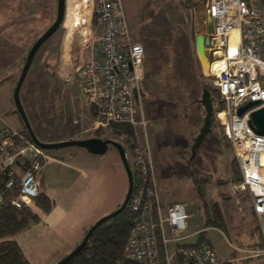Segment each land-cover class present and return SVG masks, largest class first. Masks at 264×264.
<instances>
[{
    "label": "rangeland",
    "instance_id": "374dc122",
    "mask_svg": "<svg viewBox=\"0 0 264 264\" xmlns=\"http://www.w3.org/2000/svg\"><path fill=\"white\" fill-rule=\"evenodd\" d=\"M120 1L130 35L143 48V75L136 107L150 110L146 117L143 114L145 126H132L131 135L136 132L143 142L145 136L144 143L162 202L185 204L190 214L187 233L196 231L190 236L183 235L177 243H195L199 232L211 246H220L218 252L221 255L244 256L243 248H257L250 239L255 234L249 232L258 225L253 218L248 221V229L243 226L242 212L250 208L249 195L237 187L239 183L230 182L231 148L219 139L222 132L215 121V127L205 134L193 159L190 162L186 159L192 134L196 135L202 123L193 121L195 107L200 106L196 103L201 94L199 89L203 85L214 89L193 50L194 36L205 32L204 9L201 4L189 0ZM55 11L56 0H0V79L6 78L0 83V126L6 124L21 130L11 99L12 90L30 45L53 22ZM79 18H84L85 24L74 27L72 23ZM90 18V13L78 0H64L62 23L37 49L20 87L21 105L39 140L45 136L53 138L59 132L54 130L56 123L59 130L73 127L66 132L72 136L89 131L92 137L121 144L117 139L124 131L114 134L111 126L93 129L94 116L92 126L84 129L78 119L82 103L76 99L74 87L77 81L73 71L79 62L88 59L97 43V29ZM203 115L201 112L197 119H203ZM95 130L99 131L97 136ZM179 143L181 145L177 146ZM122 149L132 166L128 148L123 145ZM178 150L184 153V159L179 157ZM57 151L61 148L47 150V153ZM201 177H205L204 196L216 202L221 212L225 230L216 228V231L222 235L201 226L203 212L198 207L196 187L193 186L195 179ZM19 233L12 236L15 241ZM258 258L261 264V257Z\"/></svg>",
    "mask_w": 264,
    "mask_h": 264
},
{
    "label": "built area",
    "instance_id": "2783aa9c",
    "mask_svg": "<svg viewBox=\"0 0 264 264\" xmlns=\"http://www.w3.org/2000/svg\"><path fill=\"white\" fill-rule=\"evenodd\" d=\"M78 1L90 13L97 29L96 46L73 71L75 95L93 112V129L118 124L145 126L142 109L136 107L143 75V48L130 35L121 1ZM203 9L211 23L207 36L214 41L204 47L206 76L222 103L214 112L215 123L229 143L240 175L237 187L249 195L251 213L264 244V137L248 125L249 114L264 108V0H205ZM85 22L79 18L72 25L82 26ZM233 30L235 38L231 36ZM247 102L256 105L238 114L237 109ZM117 140L128 148L136 176L128 199L132 218L123 246L124 259L153 264L159 238L164 264H240L250 256L261 257L264 264V246L242 250L244 256L238 258L221 255L205 243L177 244L169 252L167 244L178 242L186 231L190 217L187 207L159 200L145 136L143 142L136 132L120 133ZM45 157L46 152L20 130L0 126V210L4 205L33 210Z\"/></svg>",
    "mask_w": 264,
    "mask_h": 264
},
{
    "label": "crops",
    "instance_id": "0c3cea01",
    "mask_svg": "<svg viewBox=\"0 0 264 264\" xmlns=\"http://www.w3.org/2000/svg\"><path fill=\"white\" fill-rule=\"evenodd\" d=\"M75 16L78 17V15ZM64 51L65 54L66 49ZM195 108L193 121L197 124L199 122L197 118L201 116L203 109L201 104ZM80 111L81 114L78 119H81L84 129H89L93 124V112L83 104L82 107L80 106ZM141 111L142 116L144 114L146 117L150 110L144 111L142 109ZM11 127L15 128L14 126ZM54 127V130L59 131L57 132L59 136H56V133L53 138L45 136L40 140L57 142L92 137L89 135V131H84V134L83 132L80 133L81 136L67 134V130L73 129L71 126H66L65 130H59L55 123ZM38 182V192H42L50 200L51 208L48 212L43 213L34 207L33 210L38 215L39 220L24 231H20L16 236L17 241H15L30 264H54L57 262L80 241L84 231L92 223L111 212L121 203L127 187L122 163L113 149L107 150L103 155H92L77 147L61 148V151L51 154L46 152V157L41 164ZM158 197L163 203L160 194ZM242 213L244 216L243 226L248 229V221L254 217L249 207L248 209L245 208ZM188 225L189 219L186 231L183 233L185 236H190L196 232L187 233ZM207 230L217 232L215 227H209ZM218 234L222 235L220 232ZM250 239H252L251 243L253 244L255 237ZM177 244L179 243L170 242L169 252H172ZM206 245L215 251L220 250L218 249L220 248L219 245L211 246L209 243ZM248 248L251 247L243 248V250Z\"/></svg>",
    "mask_w": 264,
    "mask_h": 264
},
{
    "label": "trees",
    "instance_id": "16d2710c",
    "mask_svg": "<svg viewBox=\"0 0 264 264\" xmlns=\"http://www.w3.org/2000/svg\"><path fill=\"white\" fill-rule=\"evenodd\" d=\"M189 1H191L194 4L199 3L203 7V3L201 2H197L194 0H189ZM246 1L250 3L251 0H246ZM4 79L6 78L0 79V83ZM203 87H205L208 90L210 100L212 102V114H211V121L209 127L211 131L213 130V127H215L214 112L222 107V103L219 101L218 94L215 91V89H211L207 85H203ZM196 102L198 103V100H196ZM14 112L17 114L16 111ZM17 117L21 123L20 131L27 136L26 131L24 130V126L18 114ZM200 122H202V117L199 120V123ZM112 127L114 134L120 131H124L128 135L132 134L131 127L127 125L118 124V125H113ZM98 132H99L98 130L94 131V133H96V136L98 135L97 134ZM192 135L193 136L191 137V142L188 144V150H187L186 159L188 162H190L195 155L194 154L191 156V153L189 151V147L192 144L195 133H193ZM219 139L225 144V146H229V143L225 140L224 137H222V135L219 137ZM179 145H181V143L177 144V146ZM121 146L123 145L121 144ZM45 152H47V150H45ZM177 153L179 154V157L183 159L185 158L184 153L182 154L180 150H178ZM128 166L131 171L132 189H134L136 184L135 170L133 168V165L131 166L128 163ZM229 172H230V182L233 184L236 183L238 184L240 182V175L233 154H232V158L229 160ZM204 179L205 177L196 178L195 184L193 185L196 187V199L199 203V208L203 212V217H202L203 220L201 222V226L202 228L215 227L218 228L220 231L224 232L225 224L223 222V218L221 216L219 207L217 206L216 202L211 201L204 196V191H203ZM33 206L38 208L41 212L46 213L51 208V202L42 192H38V195L33 199ZM131 218H132V213L130 211L129 204L127 202L126 206L117 215L99 224L88 236L85 244L63 264H143L140 262L124 259L123 257V246L127 237L128 229L131 224ZM38 220H39L38 215L29 208L13 209L8 205H4L1 208L0 264H30L22 254L20 248L18 247L12 236L26 229L27 227H29L31 224H34ZM86 230L84 231V233L86 232ZM256 230L258 232H256ZM251 234L252 235L255 234L254 235L255 240L253 246H256L257 248L263 247L264 244L262 242L261 235L259 233L257 226L252 228ZM202 242L208 244L207 241H204L203 239V233L198 232L197 241L195 243L190 244V246ZM157 250H158L157 258L153 264H164L163 248L159 238H157ZM259 263H260V258L247 257L242 260L241 264H259ZM221 264H229V263L223 261Z\"/></svg>",
    "mask_w": 264,
    "mask_h": 264
},
{
    "label": "water",
    "instance_id": "95a60500",
    "mask_svg": "<svg viewBox=\"0 0 264 264\" xmlns=\"http://www.w3.org/2000/svg\"><path fill=\"white\" fill-rule=\"evenodd\" d=\"M194 1L203 3L205 0H194ZM63 16H64V0H56V11H55V18L53 22L32 42V44L30 45L27 51L23 65L19 72V76L12 90V98H11L12 103L15 107V111L17 112L24 126V130L26 131L27 136L30 138V140L34 144H36L42 150H54V149L65 148V147H77V148H81L85 150L86 152L92 155H103L109 148H113L118 154V157L122 163V166H123V169L126 175L127 187H126L125 195L121 203L113 211L107 213L104 216H101L94 223H92L88 227V229L86 230V232L84 233L80 241L67 254L61 257L54 264H63L65 261H67L85 244L88 236L99 224L117 215L126 206L129 196L131 194V190H132L131 171L128 166L127 159L125 157L121 144L111 139H103L99 137L71 139V140H63V141H58V142H43L39 140L34 134L28 122L26 112L21 105L20 98H19V90L24 81V78L31 64V61L37 49L48 38H50L52 34L58 29V27L62 23ZM210 32H211L210 19L206 17L205 32L196 34L193 39L194 55L196 57V60L200 68H202L201 58L207 61V57L204 52V47L207 46L209 43H212V41L209 40V37L207 36L208 34H210ZM198 101L202 106L204 115H203L202 123L200 127L198 128V132L194 136L192 144L189 147L191 156L194 155L195 150L198 148L205 134L210 131L209 127H210L211 114H212V102L210 100L209 92L205 87L201 89V94H200ZM254 105H256L255 102H247L237 109V113L241 114L245 110H247L248 108ZM248 125L252 127V129L257 135L264 137V108L255 109L249 114ZM188 264H191V263H188Z\"/></svg>",
    "mask_w": 264,
    "mask_h": 264
},
{
    "label": "bare ground",
    "instance_id": "6f19581e",
    "mask_svg": "<svg viewBox=\"0 0 264 264\" xmlns=\"http://www.w3.org/2000/svg\"><path fill=\"white\" fill-rule=\"evenodd\" d=\"M236 34H237L236 30H233L232 33H231V36L235 38ZM212 42L214 43V41H212ZM201 64H202L201 66H202L203 73L207 74L208 73V63H207V61L204 60L203 58H201Z\"/></svg>",
    "mask_w": 264,
    "mask_h": 264
}]
</instances>
